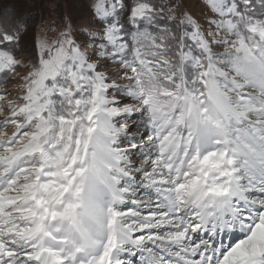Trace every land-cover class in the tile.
<instances>
[{
	"label": "snow or ice",
	"instance_id": "1",
	"mask_svg": "<svg viewBox=\"0 0 264 264\" xmlns=\"http://www.w3.org/2000/svg\"><path fill=\"white\" fill-rule=\"evenodd\" d=\"M199 2L0 8V264H264V0Z\"/></svg>",
	"mask_w": 264,
	"mask_h": 264
},
{
	"label": "rangeland",
	"instance_id": "2",
	"mask_svg": "<svg viewBox=\"0 0 264 264\" xmlns=\"http://www.w3.org/2000/svg\"><path fill=\"white\" fill-rule=\"evenodd\" d=\"M38 2L39 0H34ZM47 1V0H46ZM50 1V0H49ZM45 0L40 1V6L35 8L34 10L29 9V12L23 10V7L17 9L28 14L34 19L31 22V26H35L38 22L43 21L45 25L60 23V18L66 14L71 15H79L81 12L82 0H51L48 4ZM188 7L197 15L202 8V4H200L199 0H186ZM7 7V5H3L1 8ZM32 12V13H31ZM5 87H12L11 84L5 85Z\"/></svg>",
	"mask_w": 264,
	"mask_h": 264
},
{
	"label": "trees",
	"instance_id": "3",
	"mask_svg": "<svg viewBox=\"0 0 264 264\" xmlns=\"http://www.w3.org/2000/svg\"><path fill=\"white\" fill-rule=\"evenodd\" d=\"M40 1L41 0H39L38 2H36L34 0H0V8L3 5H7V7H9V6H15L17 9L23 7V10L29 12V9L32 8V10H34L35 8H37L38 6H40L41 5L40 4ZM50 1L49 0H47V1L45 0V2H48V3Z\"/></svg>",
	"mask_w": 264,
	"mask_h": 264
}]
</instances>
